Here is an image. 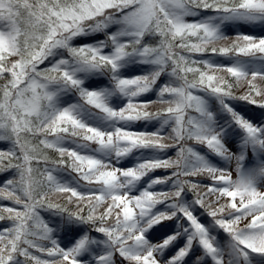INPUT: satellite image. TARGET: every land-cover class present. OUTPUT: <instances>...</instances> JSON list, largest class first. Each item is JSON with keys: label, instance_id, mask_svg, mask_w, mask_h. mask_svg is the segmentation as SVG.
<instances>
[{"label": "snow or ice", "instance_id": "6c2138e0", "mask_svg": "<svg viewBox=\"0 0 264 264\" xmlns=\"http://www.w3.org/2000/svg\"><path fill=\"white\" fill-rule=\"evenodd\" d=\"M0 264H264V0H0Z\"/></svg>", "mask_w": 264, "mask_h": 264}, {"label": "rangeland", "instance_id": "374dc122", "mask_svg": "<svg viewBox=\"0 0 264 264\" xmlns=\"http://www.w3.org/2000/svg\"><path fill=\"white\" fill-rule=\"evenodd\" d=\"M131 162H132V161H131V160H129V161H125L124 163H125V164H127V165H130V164H131ZM161 231H165V230H164V229H161ZM161 238H162V237H161Z\"/></svg>", "mask_w": 264, "mask_h": 264}, {"label": "trees", "instance_id": "16d2710c", "mask_svg": "<svg viewBox=\"0 0 264 264\" xmlns=\"http://www.w3.org/2000/svg\"><path fill=\"white\" fill-rule=\"evenodd\" d=\"M171 154H172V153H169V155H171ZM156 174H161V173H159V171H158ZM165 223L171 224L172 222L169 221V222H165ZM158 227H159V226H158Z\"/></svg>", "mask_w": 264, "mask_h": 264}]
</instances>
